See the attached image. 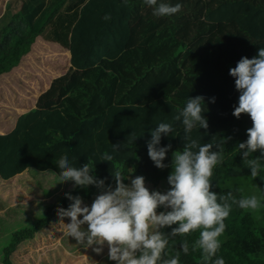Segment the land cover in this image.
<instances>
[{"label":"trees","instance_id":"obj_1","mask_svg":"<svg viewBox=\"0 0 264 264\" xmlns=\"http://www.w3.org/2000/svg\"><path fill=\"white\" fill-rule=\"evenodd\" d=\"M0 1V105L15 113L0 112V179L26 169L49 170L58 177L56 161L67 154L76 167L93 162L92 174L107 178L106 185L115 187V165L123 168L126 184L128 177L142 175L146 184L169 188L171 167L159 169L148 156L151 129L161 122L173 126L161 139V146H172L164 160L170 165L173 152L184 144L183 125L173 117L189 97L202 95L209 127L194 129L191 136L200 144L212 143L213 151L216 145L223 149L212 190L218 196L231 192L237 199L264 195V158L253 179L238 149L252 121L247 114L239 119L232 114L239 92L229 75L241 57L252 58L264 47V0H166L183 5L170 17L154 16L143 0H128L127 6L124 0ZM105 14L111 19H103ZM51 48L59 56L67 51L66 72L46 82L38 97L28 94V100L14 102L11 97L25 98L16 88L21 64ZM23 102L32 106L17 112ZM130 133L137 136L134 143L113 151L112 144H127ZM104 152L113 155L112 162L99 160ZM258 156L259 150L249 158ZM97 192L89 186L68 193L86 201ZM70 203L64 195L46 206L44 216L15 230L0 264H17L13 257L21 245L54 223L61 226L57 207ZM256 215L233 205L216 254L225 264H264V207L259 219ZM198 235L169 236L166 258L179 253V264H201L200 252L192 251ZM185 240L187 254L181 248Z\"/></svg>","mask_w":264,"mask_h":264},{"label":"clouds","instance_id":"obj_2","mask_svg":"<svg viewBox=\"0 0 264 264\" xmlns=\"http://www.w3.org/2000/svg\"><path fill=\"white\" fill-rule=\"evenodd\" d=\"M143 3L156 17L173 16L183 7L181 3L173 5L166 0H143ZM124 4L127 6L128 0H124ZM103 19L110 20L111 16L105 14ZM229 75L235 78V88L239 92L232 114L237 119L247 114L252 121V126L246 129L247 139L238 144V149L254 179L260 174V161L264 158V47L252 58L241 57L236 66L229 69ZM204 99L202 95L189 97L185 106L177 109L173 119L183 125L184 144L182 150L173 152L170 165L164 160L172 146H161V139L174 131L173 126L161 122L151 129V139L147 141L149 158L159 169L171 167L167 176L170 187L164 192L146 187L142 175L128 177L130 183H124L123 168L115 165L111 168L115 187L106 185L107 178L98 179L92 174L93 162L76 167L67 154L60 156L56 161L60 169L58 183L71 181L73 188L95 186L100 190L90 205L79 195L65 194L71 203L67 208L58 206L57 216L66 235L85 247L101 246L94 249L97 252L106 244L108 258L115 264H179V253L166 258L168 237L199 232L192 243V251L200 252L201 264H225L216 254L221 248L219 237L225 232V220L233 205L256 213L259 219L264 195L237 199L231 192L218 196L212 190L213 170L223 161V149L216 145L218 150L213 151L212 143L200 144L191 136L194 129L207 130L209 127L203 115ZM211 102H215V97ZM136 138L135 133H130L127 144H112L113 151L128 147ZM257 150L261 156L250 159ZM113 159L108 152L99 157L101 161L112 162ZM159 208L164 210L158 212ZM65 217L70 218L69 222H65ZM165 228L171 231L167 234L161 231ZM181 248L185 254L189 252L187 240L182 242Z\"/></svg>","mask_w":264,"mask_h":264},{"label":"rangeland","instance_id":"obj_3","mask_svg":"<svg viewBox=\"0 0 264 264\" xmlns=\"http://www.w3.org/2000/svg\"><path fill=\"white\" fill-rule=\"evenodd\" d=\"M46 52L45 54H35L33 55L34 57H30L31 63L21 64V77L15 76L17 79V87H15L24 93L25 98L20 95L11 97L10 99H14V102L17 99L21 101L24 99L28 100V94L29 98L38 97L37 95L44 87L46 88L53 77L59 73L66 72L68 69L69 57L66 56L67 51L62 53L63 56L57 55L58 53L53 48ZM57 67L61 68L56 71ZM22 104L20 106L22 108L18 107L19 111L17 112H24V109L32 106L28 102H23ZM7 110H10L11 116L15 115L14 108L5 109V106L3 108L0 105V112H7ZM15 178L14 184L12 182H0V261L3 259L2 250L15 230L28 226L36 219L44 216L47 205L58 203L62 196L73 190L71 181L58 183L57 175L49 170L26 169L16 175ZM146 187L150 190H159L161 192L168 189L165 184H159L157 187L146 184ZM99 191L98 189L94 198ZM94 198L83 202L90 205ZM50 228L42 229L33 240L21 245L20 249L14 254V262L17 264H108L109 260L111 264H115V261L108 258V247L106 244L102 246L101 252H97L94 249L100 246L94 244L85 247L69 237L71 246H66L65 244L68 240L65 237L66 231L63 232L64 234L61 233L58 241H53L52 237L58 232L60 226L54 223ZM48 236L50 239H48ZM79 245L80 247L78 248ZM75 247V251L71 250V248ZM50 249L55 255H48Z\"/></svg>","mask_w":264,"mask_h":264},{"label":"crops","instance_id":"obj_4","mask_svg":"<svg viewBox=\"0 0 264 264\" xmlns=\"http://www.w3.org/2000/svg\"><path fill=\"white\" fill-rule=\"evenodd\" d=\"M6 128H8V127H6ZM15 176L13 177V178H10V179H8V180H3V179H0L1 181H2V183H8V182H12V184H14V181H15ZM63 232H65V229L63 228V227H61L60 226V229L58 230V232H56V234H54V236L52 237V240L53 241H58L59 240V238H60V235H61V233L62 234H64ZM65 237L68 239L69 238V236L68 235H66L65 234ZM48 239H50L49 238V236H48ZM66 246H71V242H70V240L68 239L67 241H66V244H65ZM99 246V245H98ZM80 247V245L78 246V248ZM101 247V246H100ZM67 249V248H66ZM105 249H106V247H105ZM71 250H76V247L75 248H71ZM52 251V249H50L49 251H48V255H55L53 252H51ZM73 252V251H72ZM50 257H52V256H50ZM53 258V257H52ZM108 264H111V262L108 260ZM113 264V263H112Z\"/></svg>","mask_w":264,"mask_h":264}]
</instances>
